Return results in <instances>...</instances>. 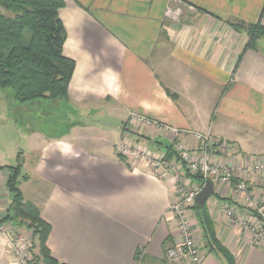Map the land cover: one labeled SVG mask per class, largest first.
Instances as JSON below:
<instances>
[{
  "label": "crops",
  "instance_id": "obj_1",
  "mask_svg": "<svg viewBox=\"0 0 264 264\" xmlns=\"http://www.w3.org/2000/svg\"><path fill=\"white\" fill-rule=\"evenodd\" d=\"M63 2L58 10L66 32L62 51L75 67L67 98L59 102L69 118L58 124L49 118L47 128L28 118L29 165L25 170L23 159L24 177L18 183L22 197L50 225L46 244L59 263L169 264L165 247L178 238L167 212L174 185L119 153L116 145L124 140L156 155L171 147L173 154L172 137L136 124L131 117L139 114L227 140L231 151L218 157L230 164L263 159L264 35L245 48L248 35L228 22H258L264 28V0H182L179 13L174 0ZM5 103L10 106L0 92L1 117ZM42 112L40 120L45 121ZM6 135L12 154L14 137L10 131ZM181 140L196 153L194 140ZM3 149L0 143L1 215L10 201L9 166L15 165ZM213 184L205 207L217 238L236 264H264V239L250 244V234L223 207L236 202L239 217L250 211L230 190ZM248 188L259 195L264 212V175L250 180ZM192 227L201 248L200 264H224L208 250L194 213ZM0 264H12L1 232Z\"/></svg>",
  "mask_w": 264,
  "mask_h": 264
},
{
  "label": "trees",
  "instance_id": "obj_2",
  "mask_svg": "<svg viewBox=\"0 0 264 264\" xmlns=\"http://www.w3.org/2000/svg\"><path fill=\"white\" fill-rule=\"evenodd\" d=\"M63 5V0H0V89L11 90V93L4 94L9 103L15 105L11 112L13 115L21 103L36 105L44 99L58 101L67 98L75 62L62 51L66 32L58 10ZM228 23L234 29L246 32L248 41L245 48L252 47L264 35V28L258 22ZM170 148L165 154L168 159L174 157ZM117 157L124 161L121 154ZM20 161L18 155L16 164L9 166L11 173L6 187L10 201L4 219L30 232L33 242L30 264H63L51 256L47 247L50 225L41 218L39 209L22 197L18 187L19 180L24 177L20 175ZM191 176L201 180L199 174ZM193 213L203 231L208 250L216 252L224 264H236L232 253L217 238L205 203H195ZM139 254L137 252V260Z\"/></svg>",
  "mask_w": 264,
  "mask_h": 264
},
{
  "label": "built area",
  "instance_id": "obj_3",
  "mask_svg": "<svg viewBox=\"0 0 264 264\" xmlns=\"http://www.w3.org/2000/svg\"><path fill=\"white\" fill-rule=\"evenodd\" d=\"M174 1L178 3L175 12L179 13L182 8L180 5L184 3L182 0ZM185 6L190 10L194 9L190 4ZM169 13L172 15V11L169 10ZM131 119L138 125L154 128L172 137L174 161L166 159L165 155H156L124 140L116 145L119 153L139 160L149 173L174 185L175 196L169 203L167 212L172 217L178 238L165 247L166 261L169 264H200L202 260L200 244L192 227V215L195 196L206 179H211L218 186L230 190L233 199L250 211L249 216L239 217L236 216L237 206L234 205L236 202L223 207L226 216L250 234V244H259L264 239V212L261 200L257 193H253L248 188L250 180L264 175V158L230 164L218 156L231 151V143L213 136L210 131L179 129L139 114H133ZM183 136H189L194 140L197 145L195 154L181 140ZM192 174H199L202 182L195 184L189 182L188 177ZM24 229L13 225L0 214V232L5 236L6 251L12 264H30L33 258L32 238Z\"/></svg>",
  "mask_w": 264,
  "mask_h": 264
},
{
  "label": "rangeland",
  "instance_id": "obj_4",
  "mask_svg": "<svg viewBox=\"0 0 264 264\" xmlns=\"http://www.w3.org/2000/svg\"><path fill=\"white\" fill-rule=\"evenodd\" d=\"M0 92L3 93H11L10 89H0ZM5 95V94H4ZM42 101V100H41ZM54 101V100H53ZM52 102L51 99H45L44 102H41L40 106H35L28 104H20V108L17 110V113L15 115L11 114L12 112V105L7 106V104H4V116L1 117V111H3L0 107V143L4 144L5 149H3V153L7 154L8 159L11 160L10 162H17V156L20 155L21 159V166L23 164V159L27 161L25 170H28L29 165V157L27 152V146H28V138L26 137V129L29 126L26 124L28 118H32L33 122H36L37 127H43L47 128L51 122H56V124L59 123V121L63 122L66 121V118H69L67 114L64 113V106L59 102ZM7 107V108H6ZM42 110H44V114L47 116L45 121L40 120L41 114H43ZM42 112V113H41ZM49 118H52L49 123ZM32 124L34 125V123ZM119 125V124H118ZM60 126L55 131V134H58L60 132ZM10 131V136L12 134V137H14V149L12 151V154H9L10 149H7L5 146V143H7L8 139H6L7 135L6 132ZM174 155V154H173ZM15 156V157H14ZM166 157V155H165ZM166 159H168L166 157ZM168 160H175V158L168 159ZM22 170V169H21ZM34 252H36V249L34 248Z\"/></svg>",
  "mask_w": 264,
  "mask_h": 264
},
{
  "label": "water",
  "instance_id": "obj_5",
  "mask_svg": "<svg viewBox=\"0 0 264 264\" xmlns=\"http://www.w3.org/2000/svg\"><path fill=\"white\" fill-rule=\"evenodd\" d=\"M214 193V184L211 179H206L201 189L195 196V203L202 205Z\"/></svg>",
  "mask_w": 264,
  "mask_h": 264
}]
</instances>
